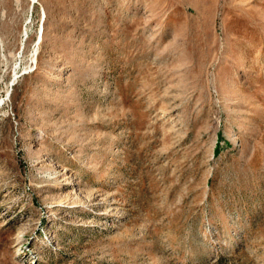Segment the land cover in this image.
<instances>
[{"label":"rangeland","instance_id":"374dc122","mask_svg":"<svg viewBox=\"0 0 264 264\" xmlns=\"http://www.w3.org/2000/svg\"><path fill=\"white\" fill-rule=\"evenodd\" d=\"M0 264H264V0H0Z\"/></svg>","mask_w":264,"mask_h":264},{"label":"bare ground","instance_id":"6f19581e","mask_svg":"<svg viewBox=\"0 0 264 264\" xmlns=\"http://www.w3.org/2000/svg\"><path fill=\"white\" fill-rule=\"evenodd\" d=\"M18 2V1H17ZM4 17V16H3Z\"/></svg>","mask_w":264,"mask_h":264}]
</instances>
